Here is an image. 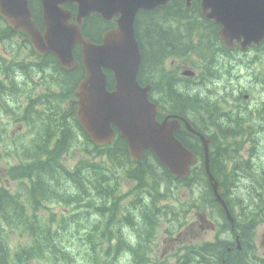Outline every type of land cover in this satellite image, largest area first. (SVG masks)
I'll use <instances>...</instances> for the list:
<instances>
[{
	"label": "trees",
	"instance_id": "16d2710c",
	"mask_svg": "<svg viewBox=\"0 0 264 264\" xmlns=\"http://www.w3.org/2000/svg\"><path fill=\"white\" fill-rule=\"evenodd\" d=\"M191 2L190 9L181 6L183 0H170L167 5L156 6L150 10L142 9L136 13L134 32L141 53L139 81H141L142 70H146L156 63L162 54L183 52L189 47V30L192 27L193 16L197 12L198 0ZM29 6L35 22L41 27L40 1L29 0ZM112 25V21H104L100 15L92 14L85 19L82 32L92 41L98 42L101 34ZM215 27L217 25L211 22L206 27L204 26L205 33L201 36L206 34L208 41L199 37L202 77L212 75L215 68L219 67L221 69L217 72L223 73L225 69L222 67L228 63L233 51L225 49L221 45L217 34L213 32ZM18 38H22V33L9 28L0 18V155L3 156V148L7 155L16 160V165L9 167L8 174L12 179L19 181L15 193L0 187V214L3 212L5 219L10 224L21 226L19 233L28 236L26 246L17 248L11 254L5 245L4 234L0 231V264H18V257H26L33 251L37 254H43L45 250L43 244H52L50 255L64 258L65 264H82L79 261V256L95 258L99 254L96 245L86 246L82 250L81 243L96 244L101 240L103 234L106 238L113 237V232L104 233L99 226L102 212L108 218L115 211L113 207L106 206V204L108 203V196L118 193L116 189L112 190V188L118 184L116 180L119 179L120 173L127 178L143 179L149 171L148 159L154 156L151 152L143 153L136 166L123 160L127 150L120 141H117L114 147L98 148L91 146L85 137L82 144L85 147L86 144H89L88 153L95 162L84 160L73 171H67L59 162V150L65 140L77 142L78 133L76 123L70 119L63 126L62 124L65 122V115L70 112V109L65 107L67 94L72 92L76 81L81 77L82 68L78 65L72 71L65 72L59 68L55 58L50 53H46L44 56H36L34 61L23 60L20 57L22 48L17 41ZM74 52L78 57L79 48L76 47ZM77 60L79 62V59ZM111 78L110 73H108V85H111ZM173 83L174 81L169 80V86ZM178 94L181 103L187 101L188 95L183 92ZM225 118L217 124L219 134L214 138L216 149L210 155L209 168L226 188L224 198L231 209L234 205L238 207L242 225L238 232L244 239L247 228H249V232L250 228L258 222V218H253L254 208L250 204L255 199L253 193L257 187L254 184H249L250 181H253L254 176L247 168V170L240 171L242 186L232 190L228 184L231 171L226 172V139L233 131L226 120L229 124H234L236 121L233 119L232 113L225 115ZM29 120L36 124V129L30 133L40 139V142L35 144L32 150L22 144V134L17 133L10 136L6 133L7 124L10 121L26 124ZM53 138L56 139V142L53 148H49ZM178 138L187 148L198 154V157L202 155L199 146L194 143L195 139L189 140L186 136L181 135ZM118 149L120 150L119 153ZM155 163L159 164L157 161ZM195 166L192 177H196L198 169L207 183L202 165L200 167ZM233 169L234 167L231 166V170ZM150 171L156 179L154 170L151 168ZM25 176L33 180L27 188V194L33 200L35 209L42 200L63 201L62 194L67 195L68 198L72 195V200L75 203H80L84 196H89V210L95 211L96 214L91 216L82 213L74 214L62 219L63 223H58V227L61 229L55 233L44 234L39 232L36 229L40 225L36 212L30 216L27 207L23 206V201L19 198L24 196L26 192V186H23L21 182ZM163 176L165 178L173 177L166 168L163 169ZM143 209L146 210L144 214L142 213L145 219L144 223L148 226L143 231L137 230L136 236L143 238L141 243L138 242L139 246H145V236L152 234L151 224L148 223V220L155 213V209L153 210L149 206ZM141 210L142 207L138 205V212ZM103 223H105V219ZM67 225H81L85 230L78 232V228H75L62 233L63 230L67 229ZM133 232L135 233L134 230ZM128 235L127 233L124 234V236ZM77 237L80 240H73L66 249L64 242L67 239L70 242ZM210 252L207 251V254H199L196 257L195 248L189 247L184 256L182 254L179 257L184 259L186 264H209ZM143 255V250L136 252L135 259L138 261L136 264L140 263L139 260ZM220 258L221 255L217 256V264H221ZM244 259L245 257L236 251L226 255L224 264H244ZM185 263L180 261L177 264ZM262 263L264 264V262Z\"/></svg>",
	"mask_w": 264,
	"mask_h": 264
},
{
	"label": "water",
	"instance_id": "95a60500",
	"mask_svg": "<svg viewBox=\"0 0 264 264\" xmlns=\"http://www.w3.org/2000/svg\"><path fill=\"white\" fill-rule=\"evenodd\" d=\"M168 0H40L41 31L32 19L28 0H0V16L12 29L29 35L33 47L40 53H52L59 65L71 69L76 65L73 49L80 46L84 76L76 89L77 119L95 144H104L113 138L111 124L119 130L128 144L129 153L139 157L146 150L175 175L184 176L194 154L184 148L172 135L176 120L158 123L154 119V105L147 99L149 86L140 87L136 74L140 51L134 35V17L139 9H152ZM189 5L190 0H185ZM75 3V22L70 23L71 12L61 4ZM202 15L213 19L221 27L218 35L225 47L234 42L244 48L258 43L264 37V0H201ZM99 13L104 20L114 14L116 27L102 35L100 43L83 36L82 18ZM103 68L113 73V92L105 88ZM189 130L194 131L188 123ZM204 166L216 198L218 183L209 171L208 147L203 136Z\"/></svg>",
	"mask_w": 264,
	"mask_h": 264
},
{
	"label": "rangeland",
	"instance_id": "374dc122",
	"mask_svg": "<svg viewBox=\"0 0 264 264\" xmlns=\"http://www.w3.org/2000/svg\"><path fill=\"white\" fill-rule=\"evenodd\" d=\"M241 52H238L237 53V56L240 55ZM235 53H232L230 56L234 55ZM221 77L220 76H217V79H220ZM244 82L246 83H250V80H249V77L245 76V78L243 79ZM225 83V79H222V83H219L218 84V88H220L222 90L223 88V84ZM242 83V80L241 79H238V77H234L233 79V87H239ZM204 88V87H203ZM216 90H213V92H215ZM230 99L229 97L225 94V97H224V100L221 102V104L223 105L224 109L226 107H232V102H228ZM11 128H14V127H11ZM4 143V142H2ZM5 183L6 185H11L12 182L10 180H8L6 177H5V168H4V159L0 157V183ZM193 211V209L191 210ZM146 210L142 208L141 210V213H145ZM197 231L194 230L192 231L190 234V236H197L199 238H197V242L200 241V240H209L212 238V234L207 231L206 233L202 232L199 228H198V223L200 222L198 216H197ZM209 227V225L206 224L205 228ZM213 229V227H212ZM214 230L216 231V227H214ZM186 230L182 231V232H185ZM256 234H255V239L260 243V249H259V253L260 254H263V250H264V223L260 224L257 228H256ZM18 238L16 236H12L11 239H10V245L12 247H14L16 244H14V241H16ZM13 241V243H12ZM167 242H162V237H159L158 238V243L157 245L155 246V249L157 250L158 253H161L163 251V249H165V246H166ZM8 245V246H10ZM176 250V248H175ZM174 250V251H175ZM173 250H166L164 252V255L168 256L169 259L171 260L170 262H168L167 264H172L174 262V258H172L171 256V253L174 252ZM165 257H161L160 259L163 260ZM209 262H211V259H209Z\"/></svg>",
	"mask_w": 264,
	"mask_h": 264
},
{
	"label": "flooded vegetation",
	"instance_id": "af4514ba",
	"mask_svg": "<svg viewBox=\"0 0 264 264\" xmlns=\"http://www.w3.org/2000/svg\"><path fill=\"white\" fill-rule=\"evenodd\" d=\"M173 62V61H172ZM180 66L177 62L174 64L173 72L176 67ZM182 66H180L181 69ZM179 69V71H180ZM182 76L176 75L175 76V82L180 80ZM197 83V80L194 82ZM153 87L151 89L150 97L157 105V117L159 119H162L164 116L169 114H182L183 112V103H181V98L179 97L180 90L176 87V85L171 86L172 92L169 90V85H167L165 88L162 89L161 92L154 93V87L156 86V82H153ZM185 107V106H184ZM231 109V108H230ZM229 109V110H230ZM254 247H259L258 243H254ZM245 261L249 263L252 261L249 258H245ZM259 261L264 262V258L260 259ZM260 264V263H259Z\"/></svg>",
	"mask_w": 264,
	"mask_h": 264
},
{
	"label": "bare ground",
	"instance_id": "6f19581e",
	"mask_svg": "<svg viewBox=\"0 0 264 264\" xmlns=\"http://www.w3.org/2000/svg\"><path fill=\"white\" fill-rule=\"evenodd\" d=\"M262 172H264V168L262 169ZM227 205L229 206V203L226 201ZM122 257V258H121ZM125 259H124V256L121 254L118 256V261L119 262H123ZM260 264H263L262 261L260 262Z\"/></svg>",
	"mask_w": 264,
	"mask_h": 264
}]
</instances>
